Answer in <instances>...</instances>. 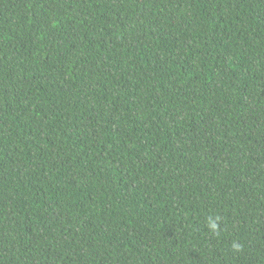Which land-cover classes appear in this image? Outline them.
Wrapping results in <instances>:
<instances>
[{"label":"trees","instance_id":"trees-1","mask_svg":"<svg viewBox=\"0 0 264 264\" xmlns=\"http://www.w3.org/2000/svg\"><path fill=\"white\" fill-rule=\"evenodd\" d=\"M0 264H264V0H0Z\"/></svg>","mask_w":264,"mask_h":264},{"label":"clouds","instance_id":"clouds-1","mask_svg":"<svg viewBox=\"0 0 264 264\" xmlns=\"http://www.w3.org/2000/svg\"><path fill=\"white\" fill-rule=\"evenodd\" d=\"M218 219V218H217ZM208 228L210 231H212L214 234H218V224L216 222V220H213V219H209L208 221ZM233 248L237 251L240 250L241 248V245L237 244V243H233Z\"/></svg>","mask_w":264,"mask_h":264}]
</instances>
